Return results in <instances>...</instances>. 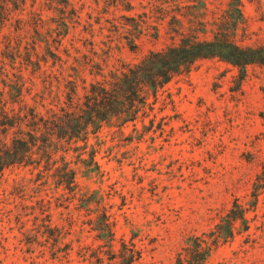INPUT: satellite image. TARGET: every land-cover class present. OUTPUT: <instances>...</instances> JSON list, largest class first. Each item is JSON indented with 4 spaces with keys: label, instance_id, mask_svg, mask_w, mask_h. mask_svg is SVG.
<instances>
[{
    "label": "rangeland",
    "instance_id": "1",
    "mask_svg": "<svg viewBox=\"0 0 264 264\" xmlns=\"http://www.w3.org/2000/svg\"><path fill=\"white\" fill-rule=\"evenodd\" d=\"M70 1L81 21L66 45L75 42L88 52L93 41L119 67L180 42L182 24L186 32L212 38L214 16L228 14L232 0ZM241 1L245 19L237 41L264 44V0ZM40 2L57 27L62 9ZM158 96L136 129L105 125L91 136L98 165L88 167L71 152L82 191L94 193L87 207L79 199L65 201L60 190L42 191L27 169L5 170L0 264H129L134 245L142 252L135 264H180V254L202 240L211 247L204 264H264V67L251 65L241 77L218 58L200 59ZM235 201L248 209L247 220L237 221L234 236L213 244ZM105 209L116 221L113 244L97 229Z\"/></svg>",
    "mask_w": 264,
    "mask_h": 264
},
{
    "label": "trees",
    "instance_id": "2",
    "mask_svg": "<svg viewBox=\"0 0 264 264\" xmlns=\"http://www.w3.org/2000/svg\"><path fill=\"white\" fill-rule=\"evenodd\" d=\"M46 4L62 9L57 27L44 15L40 0H0V177L8 168L27 169L37 175L42 191L60 190L69 203L79 199L87 207L95 201L94 193L82 191L71 152H78V161L88 167L98 165L91 136L98 137L105 125L120 132L130 124L136 129L140 118L155 109L159 91L196 61L218 58L238 68L241 77L251 65L264 67V44L237 41L236 30L245 19L241 0L231 1L228 14L214 16L212 38H201L195 29L186 32L182 24L177 30L180 42L150 50L141 60L119 67L111 52L101 56L93 41L88 42V52L75 42L72 48L66 45L71 28L81 21V12L70 0ZM18 9L21 12L15 14ZM89 147V158H84ZM262 168L260 178L264 164ZM247 211L235 201L213 244L234 236L237 221H246ZM101 214L97 229L113 244L116 221L106 209ZM210 251L202 240L180 254L179 263L204 264ZM132 252L129 264L142 259L135 245Z\"/></svg>",
    "mask_w": 264,
    "mask_h": 264
}]
</instances>
